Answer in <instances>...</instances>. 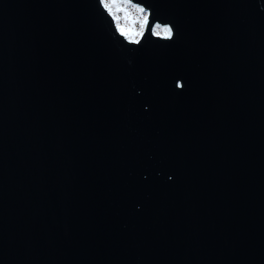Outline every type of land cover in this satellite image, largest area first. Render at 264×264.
<instances>
[{
  "label": "water",
  "instance_id": "water-1",
  "mask_svg": "<svg viewBox=\"0 0 264 264\" xmlns=\"http://www.w3.org/2000/svg\"><path fill=\"white\" fill-rule=\"evenodd\" d=\"M115 1L0 0V264H264V0Z\"/></svg>",
  "mask_w": 264,
  "mask_h": 264
},
{
  "label": "rangeland",
  "instance_id": "rangeland-1",
  "mask_svg": "<svg viewBox=\"0 0 264 264\" xmlns=\"http://www.w3.org/2000/svg\"><path fill=\"white\" fill-rule=\"evenodd\" d=\"M104 6L110 11L116 24L119 25L124 29L125 36L131 41H139L142 34L145 31L146 26L142 28V23L145 17L148 19V14L144 11H140V7L134 6L128 2H118L115 0H103ZM128 17L129 20L126 22L125 17ZM135 19L138 22L134 25H131V20ZM127 23V26H125ZM119 29V28H118ZM163 27H155L154 34L157 36L162 37H169L164 31ZM120 30V29H119ZM121 32V31H120Z\"/></svg>",
  "mask_w": 264,
  "mask_h": 264
},
{
  "label": "snow or ice",
  "instance_id": "snow-or-ice-1",
  "mask_svg": "<svg viewBox=\"0 0 264 264\" xmlns=\"http://www.w3.org/2000/svg\"><path fill=\"white\" fill-rule=\"evenodd\" d=\"M140 11H143V9H140ZM129 20V18L126 16L125 17V21L127 22ZM138 21L137 20H135V19H132L131 20V25L134 27V25L137 23ZM147 25V18L145 17V19H144V21H143V23H142V28L144 27V26H146ZM125 26H127V23H126V25ZM117 27L120 29V31H121V35H125L126 33H125V31H124V29L119 25V23L117 24ZM157 27H158V25H157ZM163 31L169 36V37H171V29L170 28H164L163 29ZM135 42V41H134Z\"/></svg>",
  "mask_w": 264,
  "mask_h": 264
}]
</instances>
